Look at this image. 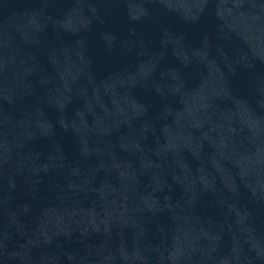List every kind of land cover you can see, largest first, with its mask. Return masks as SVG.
<instances>
[{
  "label": "water",
  "instance_id": "95a60500",
  "mask_svg": "<svg viewBox=\"0 0 264 264\" xmlns=\"http://www.w3.org/2000/svg\"><path fill=\"white\" fill-rule=\"evenodd\" d=\"M0 264H264V0H0Z\"/></svg>",
  "mask_w": 264,
  "mask_h": 264
}]
</instances>
